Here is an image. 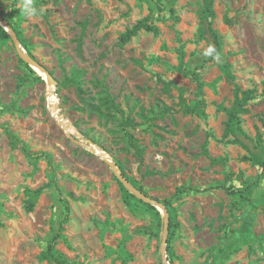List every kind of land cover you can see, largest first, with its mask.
I'll list each match as a JSON object with an SVG mask.
<instances>
[{
  "label": "rangeland",
  "instance_id": "1",
  "mask_svg": "<svg viewBox=\"0 0 264 264\" xmlns=\"http://www.w3.org/2000/svg\"><path fill=\"white\" fill-rule=\"evenodd\" d=\"M24 3L0 0V20L25 57L0 21V264H55L41 255L59 232L65 264H162L164 239L169 264H264V172L242 159L264 158V0H31L32 17ZM209 4L221 44L213 59ZM144 17L159 34L140 31L121 46L119 35ZM74 68L88 95L102 82L140 124L126 131L144 149L141 164L117 119L77 111L74 88L62 86ZM195 70L203 104L185 114L180 93L187 106L199 101ZM237 89L252 92L239 115L246 148L223 137ZM110 164L148 197L170 199L178 225L164 236L158 208L134 195L128 206ZM182 186L193 190L174 198Z\"/></svg>",
  "mask_w": 264,
  "mask_h": 264
},
{
  "label": "trees",
  "instance_id": "2",
  "mask_svg": "<svg viewBox=\"0 0 264 264\" xmlns=\"http://www.w3.org/2000/svg\"><path fill=\"white\" fill-rule=\"evenodd\" d=\"M37 9V7L35 6ZM204 14L208 16L210 19L208 23V30L212 36L214 46L211 49V59L215 58L219 48H220V36L216 29H214L213 26V19H214V12L211 8V4H209L204 11ZM39 15V12L37 10L36 16ZM230 22L229 18L225 16L224 18V23L228 24ZM3 33L6 35V32L2 29ZM140 31H145L148 33L153 34L154 36H157L159 34V30L157 27L149 23V17H144L141 20L137 21L133 26L126 28L124 32H122L119 37L118 41L119 44L125 45L128 42L132 40L135 36H137L138 32ZM82 37V36H81ZM81 46V38L78 39V48ZM84 76V72L78 69H72L70 72V75H66L63 82L62 86H72L75 90V93L77 95V98L80 102V107L77 108V111H82V112H87L89 115L96 116L99 120H110V119H117L119 121V124L123 130L124 133V138L126 142V151L127 152H132L133 155L137 158L139 164L142 163L143 159V154H144V149L139 146L138 140L129 132L126 131V129H136L139 127L140 124L135 123L132 119L129 117H126L121 110L119 104L116 103L115 98L111 96L109 93L108 88L102 83L97 80H93L91 84L93 85V88L96 90L94 96H90L87 94L86 90L82 88V82L81 78ZM192 77L194 81L196 82V96L199 99V101L193 105L192 107L185 105L184 99L182 97V94L180 93L179 99L181 103V111L184 112L185 114H193L197 109H199L203 101L201 100L203 96V84L200 80V75L197 70L192 72ZM252 100V92L250 90H236L235 91V98L233 101V105L230 111H228V120H227V126H226V133L223 135L225 138L227 133H231L234 138L232 140H227L228 144H233V145H240L244 148H246V145L241 141V139L238 137V132L241 133V127H240V119L239 115L244 111V107L247 105L248 102ZM140 118L144 120L143 123H145L146 120H148L147 116H145L143 113L139 114ZM147 123V122H146ZM145 123V124H146ZM7 136L9 139L13 140L16 139L11 132L6 130ZM262 145V140H261V135L257 132L256 135V147H260ZM20 147V145H19ZM23 151L31 158H36L38 155L32 154L31 152L28 151V149L25 146H21ZM205 155L207 154L206 151H204ZM45 157V156H44ZM243 161L245 162H250L253 165H256L260 168L262 172H264V158L260 157L259 155L256 156H244ZM122 175L129 180L128 177V172H126L124 169L120 168ZM130 181V180H129ZM120 186L124 190V198L128 206H130V202H128V198L131 199H136L133 195L129 194L121 182H119ZM136 183H133V185L137 188V190L143 194L144 196H147V193L142 189V187L135 185ZM217 189H221L227 193L233 194V193H238L239 197L241 199L247 200V196H243V191H237V190H232V187H226L224 185H219L216 186ZM45 189V186H42L34 191H28L30 197H37L43 190ZM187 190H193V188H189L186 186H182L176 189L174 198H179L181 195H183ZM137 200V199H136ZM156 200V199H153ZM139 204L142 206L154 210V208L147 203H144L140 200H137ZM161 204L165 207L169 214V228L172 226H177L178 224L174 222L173 218H171L170 215V208H171V200H162L160 201ZM27 209L28 211H31L33 208V204L30 201H27ZM65 211L66 214L69 213L70 207L68 204H65ZM67 215L65 216L64 220L66 219ZM3 224L0 222V227H2ZM59 230H62V226L59 227ZM60 233V232H59ZM59 233L54 236L47 248L46 251L41 255L42 260H50L51 262L55 264H65L66 260L64 257L59 254L55 250V241L59 237ZM171 263V261L169 260Z\"/></svg>",
  "mask_w": 264,
  "mask_h": 264
},
{
  "label": "water",
  "instance_id": "3",
  "mask_svg": "<svg viewBox=\"0 0 264 264\" xmlns=\"http://www.w3.org/2000/svg\"><path fill=\"white\" fill-rule=\"evenodd\" d=\"M1 22H3V21H1ZM3 24H5V26L7 28V31H8V33L10 35V38H11L13 44L15 45L16 49L18 50V53H19L20 57L24 59L25 57L19 51L18 42H17V39H16V36H15L14 32L11 30V28L5 22H3ZM91 145H93V144L92 143H89L88 145H85V147L87 149H90L91 151H94V149L91 147ZM111 167L113 168V171H114L117 179L119 180V182H121V184L124 186V188L127 189V191H129L132 195L136 196L137 198L142 199L144 202H146V203H148V204H150V205L158 208L162 212L163 217H164V230H163V235L166 236L167 235V232H168L169 215H168V212L165 209V207L161 204L160 201L153 200L152 198L146 197L143 194H141L137 189L133 188V186H131L128 182H126L124 180V178L121 176V174L114 169L115 167L113 165H111ZM165 245H166V240L164 239V241H163V243H162V245L160 247L161 260H162V264H169V262L166 260Z\"/></svg>",
  "mask_w": 264,
  "mask_h": 264
},
{
  "label": "clouds",
  "instance_id": "4",
  "mask_svg": "<svg viewBox=\"0 0 264 264\" xmlns=\"http://www.w3.org/2000/svg\"><path fill=\"white\" fill-rule=\"evenodd\" d=\"M23 10L25 15L29 17L35 16L37 14V9L32 5L31 0H25Z\"/></svg>",
  "mask_w": 264,
  "mask_h": 264
},
{
  "label": "bare ground",
  "instance_id": "5",
  "mask_svg": "<svg viewBox=\"0 0 264 264\" xmlns=\"http://www.w3.org/2000/svg\"><path fill=\"white\" fill-rule=\"evenodd\" d=\"M53 97L51 96V98H50V101H52L53 99H52Z\"/></svg>",
  "mask_w": 264,
  "mask_h": 264
}]
</instances>
